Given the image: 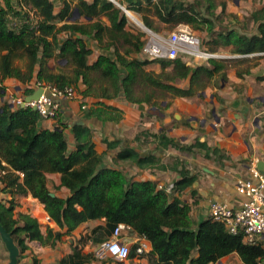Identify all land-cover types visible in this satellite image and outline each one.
I'll list each match as a JSON object with an SVG mask.
<instances>
[{"label":"trees","instance_id":"16d2710c","mask_svg":"<svg viewBox=\"0 0 264 264\" xmlns=\"http://www.w3.org/2000/svg\"><path fill=\"white\" fill-rule=\"evenodd\" d=\"M62 1L63 8L55 14L52 0H4V5L0 6V81L14 77L26 82L36 77L37 82L59 88H76L82 81L87 86L82 91L85 96L101 91L111 98L122 88L131 102L160 104L169 98L193 96L218 75L225 77L224 70L230 65V60L222 58H210L208 65L195 67L187 66L181 58L158 59L162 63L159 72L144 69L143 65L149 60L120 54L116 59L102 54L89 64L92 50L81 38L60 41L58 34L64 30L84 34L95 29L101 39L104 27L100 23L92 28L78 23L58 26L57 21L65 19L71 10L70 2ZM150 1L147 0L148 3ZM77 7L81 15L89 18L106 14L112 22L109 36L112 39L125 37L129 41L128 34L123 31L125 18L118 20L121 10L113 2L78 0ZM189 10L192 14L174 0H158L155 4V13L162 20L176 25L199 26L201 21ZM145 24L150 27L146 20ZM217 40L222 45L232 44L237 54L262 52L264 23L260 24V35L249 37L230 31L219 35ZM136 41L135 46L140 50L144 42L138 37ZM56 57L66 61L65 68L58 72L48 66V61ZM17 60L23 61V66L16 64ZM166 67H171V70ZM177 79H189V84L181 87L176 83ZM136 89L142 90L140 95L136 94ZM5 91L6 87L0 85V161H4L9 168L3 180V190L12 194L30 192L44 205L49 217L60 228L66 229L55 232L47 227L46 233H42L36 217L22 212L15 217V202L0 200V224L11 233L19 247V261L29 249V241L53 247L64 234H70L82 223L104 219V224L93 228L90 234L82 236L75 244L71 242L72 252L61 257L58 264H87L93 259V254L82 251L86 242L91 240L99 245L112 235L120 223L151 242L152 249L148 254L154 255L156 261L150 264H212L233 252L239 254L244 264H262V243L249 244L245 242L243 233L233 234L222 222L210 217L195 224L191 218V205L181 196L192 187L198 175L192 173L179 158L170 166L180 175L171 191L159 187L152 180L129 178L121 170L103 164L102 155L95 149L90 127L84 124L73 126L76 145L69 149L65 125L61 121L62 113L56 117L57 123L53 128H42L40 121L43 117L33 107H15L1 101ZM120 117L118 114L109 115L114 120ZM151 135L163 148L171 146L181 151L203 148L207 158L210 152L220 154L219 149H212L199 139L181 145L163 130ZM114 145L116 141L109 143L111 147ZM222 156L220 154L219 157ZM119 157L130 158L140 167L168 168L155 155L142 157L132 149L120 153ZM54 172L61 174V185L70 190L65 198L54 195L47 186L46 174ZM20 174H23L22 181ZM134 254L135 246L131 248L130 257ZM32 262L41 264L35 256Z\"/></svg>","mask_w":264,"mask_h":264},{"label":"crops","instance_id":"0c3cea01","mask_svg":"<svg viewBox=\"0 0 264 264\" xmlns=\"http://www.w3.org/2000/svg\"><path fill=\"white\" fill-rule=\"evenodd\" d=\"M52 1L55 6L54 13L57 14L63 8L64 2L62 0ZM68 1L71 4L70 14L65 19L58 20V26L64 23H78L92 28L94 24L100 23L104 27L101 39L96 35L95 29L91 33L84 34L70 30H64L58 34L60 41L67 38H81L92 50L88 57L89 64L94 63L102 54L112 59H116L120 54L142 61L149 60L143 54L142 48L137 50L135 46L136 37L141 42H144L147 37L140 24L150 32L162 36H168L179 24H182L176 25L162 20L155 13V4L158 0H151L150 3L147 0H109L121 10L118 20L125 18L123 31L128 34L129 41H126L125 37L112 39L109 36V32L112 31V22L106 14L93 18L86 17L79 12L78 0ZM86 1L93 2V0ZM174 1L188 8L190 14H192L189 10L191 9L195 17L201 21L199 26L190 25L198 31V36L201 37V48L222 54L223 60H230V65L224 70L225 77L218 75L193 96L169 98L160 104L131 102L122 88L116 96L111 98L104 96L100 93L101 91H97L96 95L85 96L82 91L87 86L80 81L76 87L77 97L61 103V121L65 125L69 149L75 148L76 145L73 126L84 124L92 130L95 149L102 155L103 164L121 170L129 178L152 180L159 187L168 189L180 178L179 173L170 168L175 159L179 158L192 173L198 175L192 187L187 188L181 196L185 202L190 203L191 218L197 224L209 218L210 206L215 201L225 202L234 208H239L246 199L237 191L239 180L252 179L255 169L264 176V54L252 57L238 56L232 44L222 45L217 40L219 35L230 31L249 37L260 35V24L264 23V0ZM3 5L4 1H0V6ZM124 8L130 11L129 16ZM145 20L150 23V27L145 24ZM134 23L140 29H137ZM181 59L189 67L199 64L208 65V60L197 59L191 55H183ZM15 63L23 66L21 60ZM65 63L64 59L56 57L48 61V66L58 72L65 68ZM161 64L160 61L149 60L143 67L147 71L159 72L162 68ZM36 82V77L26 82L8 77L0 81V85L5 86L9 94L26 96L34 92ZM177 84L187 87L189 79H186V83L177 82ZM97 88H99L98 85ZM138 90L136 89V94L140 95ZM7 97V94L4 95L1 101H7ZM106 106L109 108H105ZM111 113L121 117L117 120L110 119ZM56 123L55 119L43 118L40 126L51 129ZM162 130L181 145L191 144L199 139L201 142H206L212 149H219L223 156L219 157L220 154L210 152V157L207 158L203 148H195L193 151H181L171 146L163 148L159 141L151 135ZM114 141L116 145L109 146V143ZM127 149H132L142 157L153 154L160 158L161 163L167 165L168 168L140 167L130 158H120L119 154L126 152ZM258 163H261L263 170L257 167ZM46 176L47 186L51 193L62 198L70 194V190L61 185L60 173H47ZM22 178L23 174H20V181ZM4 186L5 183L2 181L0 200L5 203L10 200L15 202V217L22 212L36 217L39 223L42 219L43 223H40L42 233H46L47 227H51L55 232L66 230L60 228L49 217L44 205L30 192L12 194L4 191ZM101 224H104V219L89 220L79 225L70 234H64L62 242L57 241L55 245L60 253L58 258L72 252L71 242L75 244L82 235L90 234L93 228ZM65 237H72L73 241L67 239L65 243ZM121 237L134 247L139 235L125 226ZM32 242L37 241L30 243ZM62 243L63 247H61ZM261 243L264 245V236ZM97 247L98 244L94 246L93 252ZM151 249V242L147 240L145 253L134 254L128 260L133 259L134 264L154 263L156 257L148 254ZM82 251L88 252L86 249ZM47 264L55 263L48 261ZM212 264L244 263L239 254L233 252ZM262 264H264V259Z\"/></svg>","mask_w":264,"mask_h":264},{"label":"built area","instance_id":"2783aa9c","mask_svg":"<svg viewBox=\"0 0 264 264\" xmlns=\"http://www.w3.org/2000/svg\"><path fill=\"white\" fill-rule=\"evenodd\" d=\"M127 16L130 11L124 8ZM17 27V22H14ZM200 40L187 24H179L168 36H162L151 32L146 37L142 52L146 59H174L180 55H191L208 60L210 58H223L222 54L203 50L199 48ZM262 52L239 54L238 56L262 55ZM42 88L43 92L37 100L27 102L25 95H14L5 91L7 102L12 106L36 107L43 118L56 119L62 113V101L77 97L74 86L59 88L48 83L36 82L35 89ZM31 94V93H30ZM9 172L4 161H0V183ZM168 187V191L172 190ZM237 191L246 199L239 208H234L221 201H215L210 206L209 217L215 221L222 222L227 230L233 234L243 233L245 242L249 244L261 243L264 236V176L253 170L252 179H241L237 183ZM126 225L120 223L114 229L112 235L100 243L95 250V255L100 258L110 256L118 261H126L130 258L132 245L121 237L122 229ZM135 254L142 255L146 251L147 239L139 236L135 240Z\"/></svg>","mask_w":264,"mask_h":264},{"label":"rangeland","instance_id":"374dc122","mask_svg":"<svg viewBox=\"0 0 264 264\" xmlns=\"http://www.w3.org/2000/svg\"><path fill=\"white\" fill-rule=\"evenodd\" d=\"M0 1H4V0H0ZM135 20V19H132ZM135 27H137V29H140L135 23H134ZM143 26L144 31L146 32V35L149 36L151 34V32L144 27V25L140 24V27ZM189 27L191 28V30L194 32L195 36L197 38H200L198 35V31L194 30V28H192V26L189 25ZM144 32V33H145ZM199 48H201V45H199ZM183 55L177 56L176 58H181ZM197 59H200L199 57H196ZM167 69L171 70V67H166ZM179 83H186V79L183 81H180L181 79H177ZM76 89V88H75ZM139 93L142 92L141 89L138 90ZM76 92L78 94V91L76 89ZM40 223H43V220H40ZM87 235V234H86ZM84 236V235H82ZM77 238V237H76ZM65 243L67 242V239H69V241H73L72 237H65ZM62 242V239L60 240ZM31 242V241H30ZM28 242L29 245V249L22 254L20 257V262L23 261H28V262H32V257L35 256L37 257L41 264H47L48 261L54 262L55 264H58V257L60 256L59 251L57 250V248L55 246H50V245H42L39 241L37 242H32L30 243ZM63 243L61 245V247H63ZM97 244H94L91 241L86 242V245H84L82 248L86 249L88 252L87 253H92V257L93 259H90V261H88L87 264H134L133 259L132 260H128V261H118L110 256H106L104 258H100L97 257L96 255H94V246ZM59 247V246H58ZM63 249V248H62ZM63 252V251H62ZM9 261V253L8 250L5 247L4 242L2 241V239H0V264H8Z\"/></svg>","mask_w":264,"mask_h":264},{"label":"water","instance_id":"95a60500","mask_svg":"<svg viewBox=\"0 0 264 264\" xmlns=\"http://www.w3.org/2000/svg\"><path fill=\"white\" fill-rule=\"evenodd\" d=\"M43 89L42 88H37L34 90L33 93L27 95L25 97V100L27 102L37 100L39 96L42 94ZM21 107H24L22 105ZM36 110V107H33ZM257 167L261 170H263V167L261 166V163L257 164ZM0 238L5 244L6 249L8 250L9 253V261L8 264H33V262H28V261H19V255H20V250L19 247L17 246L15 240L13 239L12 235L10 232H8L3 225L0 224Z\"/></svg>","mask_w":264,"mask_h":264}]
</instances>
